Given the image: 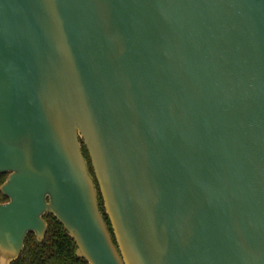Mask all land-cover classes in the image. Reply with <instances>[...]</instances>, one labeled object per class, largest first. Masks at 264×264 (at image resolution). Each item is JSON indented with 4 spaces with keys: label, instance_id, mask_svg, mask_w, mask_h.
Returning a JSON list of instances; mask_svg holds the SVG:
<instances>
[{
    "label": "water",
    "instance_id": "95a60500",
    "mask_svg": "<svg viewBox=\"0 0 264 264\" xmlns=\"http://www.w3.org/2000/svg\"><path fill=\"white\" fill-rule=\"evenodd\" d=\"M6 173L0 264H264V0H0Z\"/></svg>",
    "mask_w": 264,
    "mask_h": 264
},
{
    "label": "trees",
    "instance_id": "16d2710c",
    "mask_svg": "<svg viewBox=\"0 0 264 264\" xmlns=\"http://www.w3.org/2000/svg\"><path fill=\"white\" fill-rule=\"evenodd\" d=\"M83 152L89 161L91 172L93 168L85 146ZM8 174L0 175V187L6 181ZM8 199L0 192V203L7 202ZM100 208L105 214L102 197L99 199ZM110 229L111 225L105 214ZM48 230L45 239L38 241L34 233H30L25 242V248L20 257L12 264H89L85 258L77 254V244L68 234L64 226L53 215H46ZM112 231V230H111Z\"/></svg>",
    "mask_w": 264,
    "mask_h": 264
}]
</instances>
